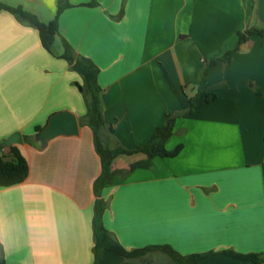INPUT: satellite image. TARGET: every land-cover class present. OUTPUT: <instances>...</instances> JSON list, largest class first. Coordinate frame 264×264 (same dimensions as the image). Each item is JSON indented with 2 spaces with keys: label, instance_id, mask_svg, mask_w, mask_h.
<instances>
[{
  "label": "crops",
  "instance_id": "0c3cea01",
  "mask_svg": "<svg viewBox=\"0 0 264 264\" xmlns=\"http://www.w3.org/2000/svg\"><path fill=\"white\" fill-rule=\"evenodd\" d=\"M0 1L44 21L57 13L58 0ZM70 1L60 35L100 68L109 146H143L165 112L177 116L166 142L169 150L181 145L177 155L156 156L152 167L116 176L103 189L107 228L127 249L169 244L182 254L207 253L199 264H264L224 252L264 253V36L250 35L231 60L210 67L216 97L183 114L207 62L233 49L241 32L264 29V0ZM82 83L43 46L37 28L0 10V143L20 131L24 142L15 145L30 165L23 182L0 186V263L94 262V182L102 164L92 129L81 124ZM61 110L77 115L79 134L40 147L36 127ZM144 158L120 154L113 166ZM102 264L177 263L152 251L133 260L105 252Z\"/></svg>",
  "mask_w": 264,
  "mask_h": 264
},
{
  "label": "trees",
  "instance_id": "16d2710c",
  "mask_svg": "<svg viewBox=\"0 0 264 264\" xmlns=\"http://www.w3.org/2000/svg\"><path fill=\"white\" fill-rule=\"evenodd\" d=\"M97 4L96 1L88 3ZM73 4L70 0H58L57 13L55 18L50 21H43L40 16L27 9L21 4L12 5L0 1V10H7L13 13L21 22L38 29L43 46L53 55L65 59L70 67L80 73L83 79L82 93L87 105V112L81 120V124L88 125L93 131L95 148L100 156L102 171L94 182V192L96 195L94 205V262L93 264H102L105 252H112L122 256L124 259L133 260L144 256L148 252L160 251L169 255L177 264H199L207 253L182 254L169 244H154L142 248L127 249L107 228L104 222V213L108 207V202L102 196L103 189L114 183L116 176L125 179L137 167H152L153 158L156 156L169 157L175 156L181 150V145L169 150L166 142L174 133V124L176 115L167 111L164 115V123L157 127L151 140L133 150L119 146L115 151L109 146L107 138L108 133L113 130L104 119L102 107V91L98 81L100 68L89 57L77 55L72 44L59 31V16ZM124 11H121L122 15ZM258 34L264 36V29L251 28L245 33L239 34L237 45L224 53L222 56H215L207 62L204 76L199 85V89L193 96H187L189 102L188 109L183 114L191 113L194 109L204 103L210 102L216 97V92L212 91V85L207 81V71L214 66L219 59L223 61L231 60L233 54L242 48V44L249 41V36ZM58 38L60 41H58ZM59 43V44H58ZM44 126H37L36 130H41ZM0 146H3L0 143ZM6 152L0 154V186H10L23 182L29 175L30 165L27 158L20 152L14 144L6 146ZM143 152L146 158L132 162L127 168H115L113 166L115 158L120 154H132ZM225 253L239 259L252 260L257 263H264V253H242L233 249L224 250ZM0 264H4L1 261Z\"/></svg>",
  "mask_w": 264,
  "mask_h": 264
},
{
  "label": "water",
  "instance_id": "95a60500",
  "mask_svg": "<svg viewBox=\"0 0 264 264\" xmlns=\"http://www.w3.org/2000/svg\"><path fill=\"white\" fill-rule=\"evenodd\" d=\"M80 89L82 90V86H80ZM77 134H79V119L77 115L71 110H61L52 114L47 124L33 134V140L44 148L54 137ZM23 142V134L20 131H15L3 141V145L11 146Z\"/></svg>",
  "mask_w": 264,
  "mask_h": 264
},
{
  "label": "rangeland",
  "instance_id": "374dc122",
  "mask_svg": "<svg viewBox=\"0 0 264 264\" xmlns=\"http://www.w3.org/2000/svg\"><path fill=\"white\" fill-rule=\"evenodd\" d=\"M14 5H16V4H14ZM43 21H44V20H43ZM58 44H59V43H58ZM81 85H82V84H81ZM81 85H79V89H80V86H81ZM120 158L125 159V161H127V163H129V158H128V156L124 155L123 157H120ZM116 163H117V161H116ZM116 163H115V164H116ZM119 163H121V161H118V164H119ZM156 255H157V253L155 254V256H156ZM156 258H157V257H155L154 261H158V260H156Z\"/></svg>",
  "mask_w": 264,
  "mask_h": 264
},
{
  "label": "built area",
  "instance_id": "2783aa9c",
  "mask_svg": "<svg viewBox=\"0 0 264 264\" xmlns=\"http://www.w3.org/2000/svg\"><path fill=\"white\" fill-rule=\"evenodd\" d=\"M6 146L5 145H3V146H0V154H3V153H5L6 152Z\"/></svg>",
  "mask_w": 264,
  "mask_h": 264
}]
</instances>
